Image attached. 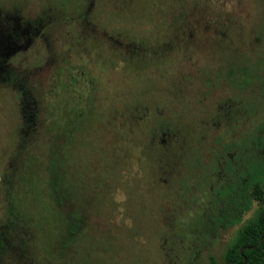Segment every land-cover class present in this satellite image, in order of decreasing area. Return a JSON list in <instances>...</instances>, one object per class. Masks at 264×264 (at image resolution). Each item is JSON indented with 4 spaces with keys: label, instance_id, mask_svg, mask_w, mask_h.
Masks as SVG:
<instances>
[{
    "label": "rangeland",
    "instance_id": "rangeland-1",
    "mask_svg": "<svg viewBox=\"0 0 264 264\" xmlns=\"http://www.w3.org/2000/svg\"><path fill=\"white\" fill-rule=\"evenodd\" d=\"M15 1L32 19L50 14L55 27L47 31L66 56L74 58L76 38H97L105 54V38L113 37L142 46L146 65L134 69L124 60L125 47L112 50V84L103 85L101 93L113 106H98L94 123L79 124L67 146L72 172L67 178L77 179L73 185L77 199L62 209L65 215L72 209L81 228L71 239L65 235L60 239L68 220L52 210L47 171L49 144L57 132L53 122L60 116L58 101L51 106L46 101L52 63L45 42L33 35L28 49L10 60L16 79L0 80V242L6 243L0 246V264H209L211 255L223 261L227 247L256 219L264 199L257 204V214L251 211L228 222L216 234L208 231L203 226L206 219L191 209L196 204L186 201L193 189L187 184H161L154 163L146 166L151 174L145 160L141 162L139 154L147 153L151 142L135 125L130 134L124 133L123 101L128 90L129 100L145 96L165 104L171 100L167 87L177 83L189 93L198 90L220 97L233 91L230 85L239 78L258 75L264 69V0ZM164 42L178 47L168 50L163 45L165 57L154 65L145 53ZM183 42L189 44L181 47ZM85 56L100 57L89 51ZM100 59L106 60L105 55ZM104 67L92 66L107 83ZM255 107L260 130L264 99L258 97ZM173 125L182 131L195 124ZM213 140L199 134L195 146L207 147ZM263 176L264 166L258 167L259 179ZM194 196L207 197V186L196 187ZM18 245H23L26 257H20Z\"/></svg>",
    "mask_w": 264,
    "mask_h": 264
},
{
    "label": "flooded vegetation",
    "instance_id": "flooded-vegetation-1",
    "mask_svg": "<svg viewBox=\"0 0 264 264\" xmlns=\"http://www.w3.org/2000/svg\"><path fill=\"white\" fill-rule=\"evenodd\" d=\"M22 11L17 1L0 0V80L10 83L13 78L14 82L16 69L11 66L10 60L20 50L28 49L31 35L41 38L46 44L50 65L52 63V80L46 92V101L49 106L53 100L58 101L63 127L72 118L67 114L69 108L89 109L91 114L102 103L108 108L113 106L112 100L103 98L101 89L103 85L107 88L112 84L109 69L113 66L112 50L115 47L122 50L125 47L124 60L131 62L128 65L134 69L146 65L142 46L136 42L125 44L113 37L105 38L108 49L105 54L100 51L102 45L97 38H76L74 58L66 56L59 41L52 40L53 36L47 31L55 27L50 14L49 18L32 19L24 16ZM26 36L29 37L24 44ZM221 39L226 40L228 37L223 36ZM187 41L191 43L192 39ZM189 43L183 42L181 47ZM163 45L168 46L164 48L168 50L178 47L175 43L164 42L157 49L149 48L145 56H151L152 64L157 65L162 56L165 57V51L160 50ZM88 51L95 56L105 55L106 60L85 56ZM100 63L106 65L101 69L108 75L107 83H102L92 68ZM167 88L171 100L165 104L164 101L145 96L129 100L126 88L122 111L124 133L130 134L131 125H135L140 135L150 140L151 145H156H150L147 153L140 149L141 162L145 160L143 165L147 171L151 173L146 166L153 162V170L156 176L159 174L157 181L161 184L190 186L193 195L186 201L196 204L191 209L198 210L193 212L198 214V218L240 220L251 211L257 214V204L260 202L257 199L258 167L261 169L264 166V128L258 130L259 111L255 104L258 103V97L264 99V69L258 75L252 73L245 81L239 78L236 84L230 85L233 91H225L220 97L213 96V93L209 97L207 93H199L198 90L197 94L189 93L180 83L171 84ZM79 115L81 112L73 116L77 118ZM107 115L111 116V113ZM176 122L196 126H186L182 132L174 127ZM198 125H202V132L198 131ZM199 134L204 140L213 137V144L196 147L195 140ZM224 137L229 139L224 140ZM129 155L126 152L125 156ZM260 180L264 186V176ZM204 185L207 186L208 196L198 199V196H194L195 188Z\"/></svg>",
    "mask_w": 264,
    "mask_h": 264
},
{
    "label": "trees",
    "instance_id": "trees-1",
    "mask_svg": "<svg viewBox=\"0 0 264 264\" xmlns=\"http://www.w3.org/2000/svg\"><path fill=\"white\" fill-rule=\"evenodd\" d=\"M62 3L65 4L64 1H62ZM79 112H81V115L74 118L73 115L75 113L79 114ZM67 114L72 116V118L64 124V127L59 116L57 121L54 120L53 122V124L56 125L55 129L57 132L49 144L50 152L48 155L49 162L47 164L50 194L57 211H55L54 207L52 210L57 213L59 217L63 218V221H65V218L68 220L64 227L65 229L63 230L64 233H61V230L59 232L60 239L61 235L62 237L65 235V239H71V236L75 235L81 228V222L72 213V209H70V212H66V215L63 211L65 206H71V202H73V200L75 202V199H77V194L73 189V185L75 186L77 179L72 181L67 178L72 173L69 167L70 163L68 162L70 154L67 150V146L73 140L72 135L78 129L79 124L82 125L83 121H88L91 125V123H94L95 121V117L91 118V114L94 115V113L90 114L89 109L73 107L67 110ZM63 134H65L64 138L62 137ZM261 181L262 180L259 179L257 185V199L259 201L264 199V188L262 187L263 181ZM15 207H18V205ZM232 221L235 220H225L220 217L216 219H207L203 226L209 229L208 231L216 234L220 227L222 228L228 222ZM201 232L205 234L203 231ZM5 244L6 243L3 240L0 242V246L2 247L6 246ZM18 246L20 257H26L23 245ZM249 246L254 247L248 249L247 247ZM243 248L244 250L242 251ZM244 255L247 257V261L244 264H264V206L260 208L256 219L246 224L234 241L227 247L223 261L217 259L214 255H211L209 264H239L243 261Z\"/></svg>",
    "mask_w": 264,
    "mask_h": 264
},
{
    "label": "water",
    "instance_id": "water-1",
    "mask_svg": "<svg viewBox=\"0 0 264 264\" xmlns=\"http://www.w3.org/2000/svg\"><path fill=\"white\" fill-rule=\"evenodd\" d=\"M254 246H249V247H247L248 249H251V248H253ZM244 250V248L242 249V251ZM244 257V259H243V261L241 262V263H239V264H244L246 261H247V257L244 255L243 256Z\"/></svg>",
    "mask_w": 264,
    "mask_h": 264
}]
</instances>
